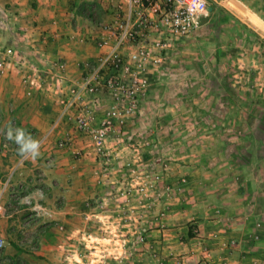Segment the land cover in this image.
Here are the masks:
<instances>
[{"label": "crops", "instance_id": "0c3cea01", "mask_svg": "<svg viewBox=\"0 0 264 264\" xmlns=\"http://www.w3.org/2000/svg\"><path fill=\"white\" fill-rule=\"evenodd\" d=\"M77 5V0H0V50L11 48L16 53L11 59H6L8 72L0 77V205L3 207L0 237L5 241L4 248L0 250V264H68L64 262V256L80 248L85 236L97 238L104 236V231L118 238L128 236L132 239L137 230L147 231V244L136 256H147L152 250H157L162 259L157 264H175L165 259L168 250L183 255L187 259L183 264H194L199 256L196 252L201 250L200 239L211 237L215 233L213 231L219 229L217 234L221 239L234 236L245 239L255 224L252 220L259 216L257 212L261 206L245 197L242 201L226 202L225 206L232 207L226 208L225 211H230L228 214L235 210L230 220L238 221L227 218L225 224L222 220V227L220 224L216 226L212 214L218 193L213 192L216 188L210 180L204 183L199 180L209 179L211 174L216 173L207 165L206 155L211 152L208 145L206 149L201 146L200 151L196 152L193 147L188 155L179 156L189 158L188 163H197L187 167V173L188 179L193 178L194 187H191L195 194H199L192 200L193 204H189L191 206L175 202L166 220V228L160 229L155 224H148L149 215L142 203L136 212L134 199L120 196V192L128 189V179L121 182L113 180L112 176H105L100 160L93 155L82 158L75 155L74 148L85 145L83 138L75 139L74 148L57 146L71 131V123L63 122L51 132L36 159L23 160L16 143L6 139L8 127H19L40 140L51 131L58 115V106L50 89L45 85L40 87L23 83L21 64L17 62L20 52L16 46L32 61L29 62L25 56L20 58L49 76L54 72L51 63L64 59L67 62L64 77L70 82L81 78L83 62L95 59L97 50L93 42L76 45L68 42L65 36L52 40L44 37L53 32L67 34L73 30L80 31L86 37L94 36L96 25L77 14ZM191 36L181 42L174 61L157 79L179 73L176 72L175 63L178 64L182 49ZM27 76H31V73L28 72ZM158 85L157 80L140 103L135 122L126 129L124 145L143 140L140 128L147 119L144 111L151 104V96L160 89ZM110 140L116 155L114 166L128 161L127 155H134L128 147L118 144L115 138ZM187 140L207 143L211 141V136L195 133ZM25 197L27 199L21 203ZM190 227L193 231L198 230L199 234L189 236ZM127 247L124 244V251ZM128 251L130 253V248ZM249 253L251 255L248 257L252 254L261 257V252L256 250ZM248 257L244 258V264L249 263ZM137 259L132 257L125 264H149L146 260L134 261Z\"/></svg>", "mask_w": 264, "mask_h": 264}, {"label": "rangeland", "instance_id": "374dc122", "mask_svg": "<svg viewBox=\"0 0 264 264\" xmlns=\"http://www.w3.org/2000/svg\"><path fill=\"white\" fill-rule=\"evenodd\" d=\"M81 1L94 8L91 22L97 25L107 19L113 0H77V4ZM208 3L210 8L215 5V10L201 21L182 49L175 63L179 73L158 79L160 89L151 96V104L144 111L148 120L140 128L143 140L124 145L134 155H127L133 170L128 172V189L123 191H129V197L134 199V211H139L142 203L149 215L148 224L166 228L173 204L187 207L199 194H195L193 178L188 179L187 173V167L197 163H188L189 158L179 156L188 155L193 147L196 152L201 146H209L207 165L216 173L199 180H210L216 188L213 192L218 193L212 214L216 226L222 227V220L227 223L235 211L228 214L226 208L232 207L225 206L226 202L245 197L261 208L245 239H221L217 234L220 229L200 239L201 253L196 252L199 256L194 264H244L250 250L261 252V257L252 254L248 264H264V0ZM195 133H207L211 141L189 142L187 137ZM189 231V236L199 234L192 227ZM133 234V239L118 238L109 231L97 238L85 236L81 247L66 254L64 262L125 264L138 257L134 261L157 264L162 260L157 250L136 256L147 244V231ZM124 244L128 246L126 251ZM165 259L175 264L187 260L171 250Z\"/></svg>", "mask_w": 264, "mask_h": 264}, {"label": "built area", "instance_id": "2783aa9c", "mask_svg": "<svg viewBox=\"0 0 264 264\" xmlns=\"http://www.w3.org/2000/svg\"><path fill=\"white\" fill-rule=\"evenodd\" d=\"M209 13L208 0L202 5L200 0H113L107 19L96 25L92 39L78 30L45 35L49 40L65 36L76 45L93 42L97 53L94 60L82 63L83 73L76 82L65 79L67 62L64 59L51 63L54 72L49 76L18 57L23 83L45 85L58 106L51 131L39 140L40 149L54 129L63 122L71 123V131L57 146L74 148L75 139L83 138V148H74L78 158L93 155L100 160L105 176L126 180L133 163L113 165L116 155L110 139L115 138L124 145L126 129L135 122L140 103L159 75L174 61L181 42L199 28ZM13 55L16 53L11 48L0 50V77L7 74L6 59ZM28 72L31 76H27ZM143 189L140 186V191ZM128 193L123 191L121 195L128 199ZM4 246L5 241L0 237V250Z\"/></svg>", "mask_w": 264, "mask_h": 264}, {"label": "clouds", "instance_id": "9594fccd", "mask_svg": "<svg viewBox=\"0 0 264 264\" xmlns=\"http://www.w3.org/2000/svg\"><path fill=\"white\" fill-rule=\"evenodd\" d=\"M203 3L204 0H200V4L202 5ZM6 139L16 143L18 146V153L22 158L36 159L40 155L41 142L23 128L8 127L6 130ZM26 199L27 197L22 199L21 203Z\"/></svg>", "mask_w": 264, "mask_h": 264}, {"label": "trees", "instance_id": "16d2710c", "mask_svg": "<svg viewBox=\"0 0 264 264\" xmlns=\"http://www.w3.org/2000/svg\"><path fill=\"white\" fill-rule=\"evenodd\" d=\"M215 10V5L213 6L212 5V12H214ZM76 12L78 15L92 21H94V8H92L91 4L89 3H86V2H83L79 5H77V8H76ZM13 48V47H12ZM16 48H18L19 50V54H20V57H24L25 56V59H28L29 62H31L32 60L30 59V57H28L22 50H20V48L18 46H16ZM32 57V55H31ZM34 58H36V55H33ZM31 60V61H30ZM33 63V62H32ZM35 64V63H34Z\"/></svg>", "mask_w": 264, "mask_h": 264}, {"label": "water", "instance_id": "95a60500", "mask_svg": "<svg viewBox=\"0 0 264 264\" xmlns=\"http://www.w3.org/2000/svg\"><path fill=\"white\" fill-rule=\"evenodd\" d=\"M211 10H212V8L209 7V11H211ZM204 66H205V68H206V65H204Z\"/></svg>", "mask_w": 264, "mask_h": 264}]
</instances>
